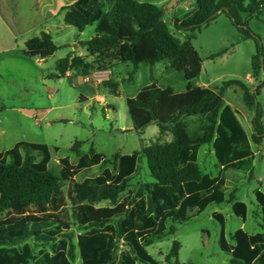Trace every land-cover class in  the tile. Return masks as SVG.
I'll use <instances>...</instances> for the list:
<instances>
[{"label":"trees","instance_id":"obj_1","mask_svg":"<svg viewBox=\"0 0 264 264\" xmlns=\"http://www.w3.org/2000/svg\"><path fill=\"white\" fill-rule=\"evenodd\" d=\"M263 9L264 0H196L193 10L176 19V29L188 34L181 41L158 5L141 0H77L67 8L64 21L80 31L96 25V36L83 45L98 61L71 54L59 61L56 76L66 77L74 71L84 79L91 75L95 62L103 70L112 62H131L133 78L141 63L154 67L170 60L171 68L190 81L201 74L203 66L192 45L197 31L227 14L245 38L255 39L242 14L258 17ZM25 47L27 54L42 59L58 49L46 32L27 40ZM252 68L254 77L264 71L263 44L257 46ZM105 84L118 94V83ZM233 85L243 89L247 106L256 110L253 140L260 143L264 126L257 93L238 80L224 83V87ZM222 93L191 84L184 92L162 88L156 82L145 86L127 100L134 129L142 132L157 124L161 134L171 133L173 140L155 142L129 155L115 154L114 170L106 168L83 182L75 180L81 171L109 162L94 148L80 156L76 165L68 157L61 158L58 169L51 165L52 151L47 144L22 141L0 152V264H76L78 257L82 264H160L147 248L176 231L175 226L168 227L170 221L186 222L194 210L200 214L213 203L227 202L232 203L234 214L246 221L248 205L234 193L227 199L225 173L250 171L255 154L238 112L225 103ZM189 118L199 120L193 133ZM204 145L214 149L221 167L218 176L201 171L198 160ZM80 147L78 141L71 151L78 154ZM141 155L146 156L155 182L147 184L136 198L121 201L138 171ZM67 182L71 186L65 197ZM255 198L264 224V192L257 190ZM105 201L110 205L98 207ZM214 218L221 224L219 245L230 255V264H264V232L238 229L229 240L224 215L215 213ZM73 221L85 230L76 239L70 231ZM30 238L34 244L16 245ZM180 249V242L175 241L167 256L174 259L173 264H182Z\"/></svg>","mask_w":264,"mask_h":264},{"label":"rangeland","instance_id":"obj_2","mask_svg":"<svg viewBox=\"0 0 264 264\" xmlns=\"http://www.w3.org/2000/svg\"><path fill=\"white\" fill-rule=\"evenodd\" d=\"M76 1L0 0V152L10 150L22 141L47 144L52 151L51 165L58 169L61 158L68 157L76 165L80 156L94 148L106 155L109 162L81 171L75 180L83 182L99 176L106 168L114 170L115 154L129 155L155 142L173 140L171 133L161 134L157 124H151L142 132L134 129L127 100L136 97L145 86L156 82L160 87H172L176 92L186 91L189 84L217 92L223 90L225 103L238 112L249 133L255 154L250 171L228 170L225 173L227 199L234 193L237 200L246 203L248 217L246 221L237 217L232 203H213L200 214L196 210L190 212L186 222L170 221L168 227L175 226L176 231L154 240L147 249L160 264H173L174 259L168 260L167 256L178 241L182 264H230V255L219 245L221 224L214 214L224 215L229 240L238 229L251 234L264 232L255 198L257 190L264 192V137L260 143L253 140L256 110L247 106L243 89L237 85L224 87V83L238 80L249 87L250 92L257 93L260 123L264 126V86L259 88L264 85V71L254 77L252 68L258 44L264 45V9L258 17L242 14L255 39L245 38L227 14H220L197 31L192 45L203 66L201 74L190 81L183 72L171 68L170 60H163L154 67L141 63L133 78H130L134 70L131 62H112L106 70L95 62L94 70L87 78L77 76L74 71L59 77L56 76L59 61L71 54L91 62L98 61L83 45L96 36V25L80 31L64 21L67 8ZM141 1L161 7L170 30L181 41L187 39L188 34L177 30L175 22L196 7V0ZM43 32L51 34L57 51L45 59L27 54L25 42ZM106 82L118 83V94L107 87ZM188 123L192 133L199 127L197 118H189ZM78 141L81 147L77 154L71 148ZM198 162L203 173L219 175L221 167L211 145L201 148ZM153 182L155 179L151 176L147 158L141 155L138 171L128 182L129 188L121 195V201L136 198L140 190ZM70 186L67 182L63 187L65 197ZM109 205L105 201L98 207ZM70 231L76 239L85 230L73 221ZM24 243L34 244V240L30 238L16 245ZM76 264H82L80 257Z\"/></svg>","mask_w":264,"mask_h":264}]
</instances>
